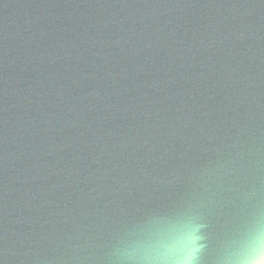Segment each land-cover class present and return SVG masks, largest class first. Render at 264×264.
Wrapping results in <instances>:
<instances>
[{
    "label": "water",
    "instance_id": "1",
    "mask_svg": "<svg viewBox=\"0 0 264 264\" xmlns=\"http://www.w3.org/2000/svg\"><path fill=\"white\" fill-rule=\"evenodd\" d=\"M188 219L199 264L264 237V0H0V264Z\"/></svg>",
    "mask_w": 264,
    "mask_h": 264
},
{
    "label": "clouds",
    "instance_id": "2",
    "mask_svg": "<svg viewBox=\"0 0 264 264\" xmlns=\"http://www.w3.org/2000/svg\"><path fill=\"white\" fill-rule=\"evenodd\" d=\"M199 226L189 219L132 240L126 253L132 264H199L203 245ZM232 264H264V237L244 244Z\"/></svg>",
    "mask_w": 264,
    "mask_h": 264
}]
</instances>
